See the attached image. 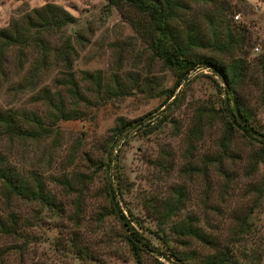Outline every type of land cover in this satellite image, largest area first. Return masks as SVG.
Masks as SVG:
<instances>
[{
  "label": "rangeland",
  "instance_id": "1",
  "mask_svg": "<svg viewBox=\"0 0 264 264\" xmlns=\"http://www.w3.org/2000/svg\"><path fill=\"white\" fill-rule=\"evenodd\" d=\"M45 1L61 6L73 20L45 35L49 48L45 65L29 81L24 77L38 55L36 49H24V62L17 72L14 47L6 51L0 107L34 112L49 131L38 139L0 140V151L28 181L38 179L54 205L15 197L5 203L0 186V219L6 220L11 211L18 227L14 234L0 233V264H180L150 251H139L136 257L128 249L119 220L110 212L105 172L99 162L106 159L117 117L138 119L116 138L112 168L107 170L117 178L111 177L110 184L119 208L128 218V213L136 218L132 224L145 241L168 254L155 216L163 202L179 197V208L169 221L189 216L219 243L228 239L238 218L247 216L249 233L232 246L240 263L255 264V258L264 253V143L245 138L237 130L222 139L220 119L198 117V112L218 106L221 95L215 88V75L206 67H194L175 88L173 101L163 102L156 91L170 86L172 73L134 27L142 26L145 18L122 3L0 0V25L10 15L18 16L12 13ZM224 3L230 5L225 18L243 26L251 44L244 47L246 68L236 93L264 130V61L258 63L264 58V0L193 4L190 13L201 31L217 28L214 16L207 14ZM65 37L74 48L71 70L85 97L75 104L63 91L64 68L53 48ZM196 52L213 54L226 64L234 56L226 50L216 54L207 47ZM82 71L96 77L97 84ZM117 85L132 89L126 94L107 93ZM42 89L58 92L63 107L74 108L78 115L52 123L48 105L37 99ZM166 224L163 230L168 234ZM169 244L191 254L194 261L208 251L193 239L184 246Z\"/></svg>",
  "mask_w": 264,
  "mask_h": 264
},
{
  "label": "trees",
  "instance_id": "2",
  "mask_svg": "<svg viewBox=\"0 0 264 264\" xmlns=\"http://www.w3.org/2000/svg\"><path fill=\"white\" fill-rule=\"evenodd\" d=\"M107 5L126 4L135 9L138 14L145 18L143 25L134 26L147 43L151 53L156 56L165 68L172 73V83L169 87H164L156 91L161 95L165 102L175 98V88L185 79L190 70L196 66L206 67L215 80V88L221 95L217 108H206L198 112V117H217L223 125L222 139H228L234 130L241 136L248 139H255L264 143V130L259 129L250 112L240 102L236 87L240 83L246 64L244 61V47L251 44L248 42L246 29L239 24L230 22L224 16V12L230 9L229 3L217 7L216 11L207 14V17L214 16L217 28L211 27L209 32L200 30L199 25L190 13V8L196 3L215 4L216 0H104ZM23 4L24 2L21 1ZM223 7V11H222ZM17 17L9 16L4 25H0V79L4 75L3 64L6 51L14 47L15 55L13 69L17 72L22 68L24 62V49L34 47L38 53L30 71L24 77L29 79L45 65L46 55L49 48L46 36L57 32L60 27L70 23L72 16L61 6L53 2H43L38 6H26L18 12ZM135 25V24H134ZM139 27V28H137ZM207 47L216 54L226 50L232 56L229 63H224L213 54H198L196 49ZM56 55L62 62L63 91L69 98L70 103L85 101V97L79 92V86L71 70V57L74 48L69 43L67 37L62 39L58 47H53ZM245 56V57H246ZM264 58H260L258 63L263 64ZM88 77L94 85L98 79L85 71L81 72ZM221 83V85H219ZM122 85V84H121ZM117 85L115 88L107 90L108 94L119 95L129 93L132 86ZM37 99H42L49 107L47 117L52 123L59 119L75 118L78 114L74 108H64L63 100L58 92L50 93L47 89H42ZM169 102H167V105ZM138 119V118H137ZM137 119L123 121L120 117L116 118V124L111 128L110 141L107 144L105 161H100L104 172L105 195L109 202L110 212L119 220L123 230L124 240L128 249L137 257L139 251H150L157 253L165 258L172 257L180 264H250L247 261L240 263L239 258L233 250L232 243L249 233V221L247 216L238 218V223L229 233L228 239L224 243H219L217 239L209 233L204 232L194 223L193 219L187 216L185 219L170 222V218L176 214L179 208L180 199L175 197L172 201L163 202L162 210L157 212L155 219L157 228L164 237L165 249L168 254L160 252L145 241L138 231L134 228L132 220L135 217L131 214L128 218L119 208L115 192L110 184V178H117V174L109 172L111 169L112 156L111 150L119 136L127 128L135 126ZM51 123V124H52ZM196 130V127H195ZM49 129L44 125L39 116L34 112L16 110L13 108L0 107V140L9 143L20 139H38L47 134ZM262 138V140H260ZM111 175V176H110ZM119 178V177H118ZM0 186L4 202L8 203L10 197L20 199H34L42 204L54 205L51 196L43 191L38 179L32 178L28 181L22 171L14 165L9 164L5 153L0 151ZM169 221V222H168ZM167 223V224H166ZM166 224L168 234L164 232L163 225ZM16 217L11 211H7L6 220L0 219V233L14 234L17 232ZM165 235V236H164ZM188 239H193L200 245L207 247L208 251L194 261L191 254L177 251L169 242L179 245L188 244ZM239 257V258H238ZM243 258V257H242ZM192 259V260H191ZM261 262V263H260ZM255 264H264V253L255 258Z\"/></svg>",
  "mask_w": 264,
  "mask_h": 264
},
{
  "label": "built area",
  "instance_id": "3",
  "mask_svg": "<svg viewBox=\"0 0 264 264\" xmlns=\"http://www.w3.org/2000/svg\"><path fill=\"white\" fill-rule=\"evenodd\" d=\"M234 17H237V15H234Z\"/></svg>",
  "mask_w": 264,
  "mask_h": 264
}]
</instances>
